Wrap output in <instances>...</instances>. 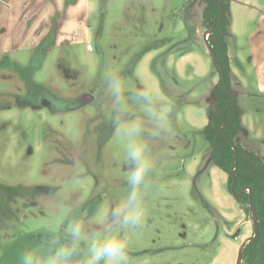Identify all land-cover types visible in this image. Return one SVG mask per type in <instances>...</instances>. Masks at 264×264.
<instances>
[{
	"label": "rangeland",
	"instance_id": "374dc122",
	"mask_svg": "<svg viewBox=\"0 0 264 264\" xmlns=\"http://www.w3.org/2000/svg\"><path fill=\"white\" fill-rule=\"evenodd\" d=\"M205 8L203 0H0V106H12L0 109V195L2 185L63 187L36 201L0 199V264H54L74 221L83 236L71 264H84L85 246L104 235L127 241L123 264H238L256 223L203 133L221 80ZM228 18L233 90L250 129L240 136L264 157V98L246 103L260 85L264 0H230ZM112 73L119 97L107 84ZM33 84L64 100L93 88L97 102L57 114L29 108ZM132 145L143 147V218L113 226L111 209L132 191Z\"/></svg>",
	"mask_w": 264,
	"mask_h": 264
},
{
	"label": "trees",
	"instance_id": "16d2710c",
	"mask_svg": "<svg viewBox=\"0 0 264 264\" xmlns=\"http://www.w3.org/2000/svg\"><path fill=\"white\" fill-rule=\"evenodd\" d=\"M203 1L206 4L204 22L207 30L211 32L207 42L221 73V80L213 90L215 113L203 133L211 147V161L228 174L231 190L235 182L232 192L237 195V201L249 215H253L251 205H254L258 234L256 236L255 230L252 240L241 249L242 264H264V157L254 147H247L240 136L247 127L243 124L244 110L238 95L234 94L237 91L233 90L231 76L227 44L230 0ZM256 97L264 98V93L249 90L246 103L255 105L253 98Z\"/></svg>",
	"mask_w": 264,
	"mask_h": 264
},
{
	"label": "clouds",
	"instance_id": "9594fccd",
	"mask_svg": "<svg viewBox=\"0 0 264 264\" xmlns=\"http://www.w3.org/2000/svg\"><path fill=\"white\" fill-rule=\"evenodd\" d=\"M107 84L112 88L113 95L119 97L121 91L119 76L116 73L110 74ZM128 155L132 165L128 184L132 191L126 202L111 209L110 217L113 226L116 224L136 226L141 223L143 218V209L138 201L136 192V188L142 184L146 174V167L142 159L143 147L139 145L130 146ZM69 231L71 243L62 238L59 240L58 245L54 249V264H71L73 258L80 254L78 244L83 236L82 226L77 221L71 222ZM85 247L84 264H123L128 243L124 239L104 235L91 240Z\"/></svg>",
	"mask_w": 264,
	"mask_h": 264
},
{
	"label": "flooded vegetation",
	"instance_id": "af4514ba",
	"mask_svg": "<svg viewBox=\"0 0 264 264\" xmlns=\"http://www.w3.org/2000/svg\"><path fill=\"white\" fill-rule=\"evenodd\" d=\"M93 50V49H92ZM42 68V64H40L37 69ZM36 69V70H37ZM36 88L31 91L27 89L25 99L29 98V102H26L24 106L35 109H44L48 110L53 114H57L62 112V110L66 111H76L78 109L84 108L89 104H95L97 102L96 90L90 89L87 92L83 93L79 97L72 100H64L55 95L52 91L48 90L44 85L33 84ZM253 91V90H251ZM255 92V91H253ZM238 95V92L234 93ZM12 106H0L1 110H9ZM109 126L106 124V129L102 128L98 132V140L99 145L98 148L101 150L103 148V140L107 137V131ZM32 153V152H31ZM71 164V162H67ZM3 188L2 194L0 195V199L4 201V203H17V202H27V201H36L39 197L42 196H54L61 189L62 186H49V185H34V186H25L22 184L19 185H2ZM60 189V190H59ZM48 193V194H46Z\"/></svg>",
	"mask_w": 264,
	"mask_h": 264
},
{
	"label": "crops",
	"instance_id": "0c3cea01",
	"mask_svg": "<svg viewBox=\"0 0 264 264\" xmlns=\"http://www.w3.org/2000/svg\"><path fill=\"white\" fill-rule=\"evenodd\" d=\"M260 39H261V42L259 44L258 51L261 54H263L264 53V33H262V36H260ZM230 60H231V57H230ZM257 65H258V67H257L258 68V75L260 78V85L257 88L256 87H250V90L252 89L253 91L264 93V62H261V63L257 62ZM231 73H233L232 70H231ZM244 126H245V124H244ZM247 131L250 134V129L248 127H247ZM256 139H258V138H256ZM258 140H260V139H258ZM254 150L256 151L255 148H254Z\"/></svg>",
	"mask_w": 264,
	"mask_h": 264
},
{
	"label": "water",
	"instance_id": "95a60500",
	"mask_svg": "<svg viewBox=\"0 0 264 264\" xmlns=\"http://www.w3.org/2000/svg\"><path fill=\"white\" fill-rule=\"evenodd\" d=\"M225 12H224V10H223V13L222 14H224ZM235 149V151H236V148H234ZM234 181H236V180H234ZM234 187H235V182H234V184H233V186H232V190H233V192H234ZM251 208H252V212H253V217H254V221H255V223H256V228H255V230H256V236H257V234H258V220H257V218H256V212H255V210H254V205H253V203H252V205H251ZM252 240V238L250 239V241ZM246 246V244H243L242 245V249L244 248ZM243 263V258H242V256H241V254H240V256H239V258H238V264H242Z\"/></svg>",
	"mask_w": 264,
	"mask_h": 264
},
{
	"label": "built area",
	"instance_id": "2783aa9c",
	"mask_svg": "<svg viewBox=\"0 0 264 264\" xmlns=\"http://www.w3.org/2000/svg\"><path fill=\"white\" fill-rule=\"evenodd\" d=\"M210 35H211V32H206L205 33V40H208L209 39V37H210ZM222 127V126H221ZM243 192H244V190H243ZM235 196H237L236 194H235Z\"/></svg>",
	"mask_w": 264,
	"mask_h": 264
}]
</instances>
